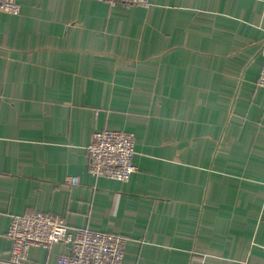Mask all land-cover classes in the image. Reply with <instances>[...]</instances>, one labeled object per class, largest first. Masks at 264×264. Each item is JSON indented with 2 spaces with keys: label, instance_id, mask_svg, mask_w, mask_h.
Here are the masks:
<instances>
[{
  "label": "crops",
  "instance_id": "0c3cea01",
  "mask_svg": "<svg viewBox=\"0 0 264 264\" xmlns=\"http://www.w3.org/2000/svg\"><path fill=\"white\" fill-rule=\"evenodd\" d=\"M17 1L0 10V264L32 210L125 235L123 264H264V0ZM100 129L134 133L128 180L89 172Z\"/></svg>",
  "mask_w": 264,
  "mask_h": 264
},
{
  "label": "built area",
  "instance_id": "2783aa9c",
  "mask_svg": "<svg viewBox=\"0 0 264 264\" xmlns=\"http://www.w3.org/2000/svg\"><path fill=\"white\" fill-rule=\"evenodd\" d=\"M111 4L148 6L150 0H99ZM0 10L12 14L20 12L17 0H0ZM257 83L264 87V61ZM134 133L120 129H100L92 133L86 146L88 170L93 176H105L126 181L136 170ZM77 183V177H70ZM7 236L11 240L9 260L23 264L31 246L51 247L62 242L69 247L58 256L56 264H123L127 237L87 227H69L64 217L41 210L13 214Z\"/></svg>",
  "mask_w": 264,
  "mask_h": 264
}]
</instances>
